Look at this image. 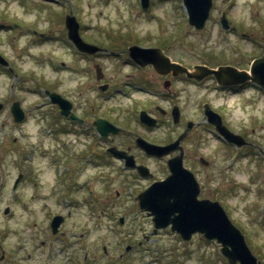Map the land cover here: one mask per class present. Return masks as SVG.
Returning a JSON list of instances; mask_svg holds the SVG:
<instances>
[{"label": "rangeland", "instance_id": "374dc122", "mask_svg": "<svg viewBox=\"0 0 264 264\" xmlns=\"http://www.w3.org/2000/svg\"><path fill=\"white\" fill-rule=\"evenodd\" d=\"M139 2L61 0L59 22L54 13L56 6L34 0L21 4L17 0H0V55L7 62L0 65V255L5 253L0 264H229L219 251L220 244L200 234L184 240L169 227L153 232L150 215L140 210L136 199V191L147 187L149 179H115L107 190L100 188L102 182L97 181L96 185L92 182L94 185L71 193L58 181V161L54 162L57 152L60 162L64 145L70 150L79 148L73 136L61 134L60 117L55 119V107L44 91L60 94L69 105L76 104L84 111L93 108L94 115L120 122L119 118L131 119L130 104L137 103L138 98L107 99L93 86L95 68L103 78L114 81L125 79L136 69L120 58H82L66 36L62 13L68 8H72L69 15L82 24L78 33L84 41L111 50L133 44L142 48L159 46L162 50L167 47L165 53L173 61L185 65L203 62L213 68L228 62L243 67L263 48L249 39L259 41L264 34V0H213L209 17L200 30L187 22L182 0H150L147 10ZM221 10H226L230 21L247 35L233 37L221 31ZM169 71L172 72H166ZM174 87L181 91L178 103L186 108L188 117H195V104L201 93L180 82ZM188 97L193 106L187 104ZM256 97L249 92L241 95V101L218 96L214 102L224 109L235 129L264 147V130L258 128L264 117V100ZM15 100L25 112L20 123L13 121L10 111ZM168 130L162 127L156 131L157 139H164ZM68 139L75 146L71 141L68 144ZM220 144L209 138L195 152L213 160L207 168L196 167L206 186L204 195L223 207L244 234L254 256L264 264V156L256 150L250 154L241 150L232 161L228 154L231 150ZM42 148H48L50 154L43 155ZM188 160L193 158L189 155ZM76 162L75 168L70 169L68 158L64 160L80 186L94 171L117 176L113 167L112 171L108 167L96 171L84 169L82 161ZM148 164L157 175L166 172L160 161ZM19 172L28 173V177L18 185L14 197L11 184ZM116 189L121 192L117 194ZM80 195L93 202L72 208L70 201L78 200ZM8 203L13 214L6 217L1 208ZM68 210L70 215L52 234L50 217ZM121 216L123 223L119 221ZM128 245L130 249H126Z\"/></svg>", "mask_w": 264, "mask_h": 264}, {"label": "flooded vegetation", "instance_id": "af4514ba", "mask_svg": "<svg viewBox=\"0 0 264 264\" xmlns=\"http://www.w3.org/2000/svg\"><path fill=\"white\" fill-rule=\"evenodd\" d=\"M17 1L21 4V2L27 0ZM34 1H40L41 4H47V6H56L57 9L54 11V13H56L58 17L55 18L60 22L59 8L61 0ZM70 10L72 11V8L65 10L62 13V17L65 18V15L68 14ZM222 13H225V10L220 11L218 22H220V16ZM79 24L82 26L81 23ZM221 29V31L228 33L233 37H238L240 34H242L240 28L236 24L231 23V21L228 27H221ZM246 33H243V35H247ZM260 37V42H256V39L254 38L249 39V41L252 43H261L260 45L263 48L260 50V53L254 57H251L246 63H244L243 67L229 62L226 64H217L216 66L233 65L239 70H249L251 60L260 56L264 52V34ZM100 48L101 49L96 51V53L91 55L81 52L80 53L82 58H87L90 60L103 57L120 58L122 62L129 64L131 67L136 69V72L126 74L125 79L114 81L113 79L103 78L104 76L101 75L99 71L98 73H95L96 81L94 82L93 86L102 94H105L107 99H114V97L117 96L129 99L138 97L136 98L137 103L130 104L131 119L129 120L126 118H119L122 122L113 120L107 116L103 117L94 115L93 108L84 111L80 106L77 107L76 104L74 105L73 103L70 105V112H72V114L74 113V118L70 117L69 114L63 115L60 112L59 119L61 134L67 137L69 135L73 136V142L76 141L75 143H77V147L79 148L75 149L74 147L70 150V148H66L64 144H66V142L69 144V141L71 140L68 139L66 142L63 141V156L68 158V161L71 164L70 169L72 167L75 168L77 164L76 161H82L84 166H86L84 169H94L98 171L97 168L103 169L104 167H108L107 169L112 171L113 167L116 170L117 175L113 176L110 172L109 175L108 173L100 174L98 172L95 173L94 171L92 175L88 176V178H85L84 184L80 186L79 181L76 182L73 179L71 170H67L68 166L64 163L65 158H63L62 161L59 162L60 186L63 189L70 190V193L76 190L80 191L88 188L89 184L96 185V182L98 181L102 182L100 188L107 190V188H111L113 180L119 179V181L127 182L128 177L139 180L149 179V183L147 185L148 187L151 183L161 180L168 174L166 164L167 160L181 154L183 165L193 173V177L198 184V192L196 196L199 200H202L206 199L207 197L204 195V187L206 186L204 182L200 180L198 174L199 171L196 169V167L202 166L207 168L213 164L212 159H207L201 153H195L201 147L200 145L203 141L211 138L214 141L221 143L220 145L226 148L227 151L231 150V152H228V154H230L232 161L235 160L237 156H239V152L241 150L242 152L245 150L249 152L248 154H250L252 153V150L258 149L259 152L261 151L264 153V147L249 139L245 132L235 129L230 124L231 122L227 118V113L224 112V109L222 110L214 102L218 96L224 99H235L236 101H241V95H246L249 92L256 94V98L258 100H264V88L257 85V83L254 81L245 80L243 82L224 83V80L228 79L225 74L222 75L223 81L218 82L214 75L190 77L185 75V73L174 74L171 71L164 74L158 73L150 64L138 66L136 63H134L129 56L128 47H118V49L114 50L103 46ZM163 49L165 53L167 47H163ZM199 64L204 63L195 62L191 65L194 66ZM191 65L188 67L191 68ZM216 66L214 65L212 67ZM97 74L101 75L102 79L98 80ZM177 82L182 83L184 86H191L196 89L197 92L201 93L199 100L195 104V109L197 111L195 117H188L189 113H187L186 108L178 103L177 97L181 91L176 90L174 87ZM210 95L213 96L210 97ZM142 98H144V100H142ZM187 101L186 102L189 105L191 103V99L188 97ZM252 101H256V99L253 98ZM190 105L193 106L192 103ZM261 106H263L264 109V103H262ZM54 107V112L58 113V109H56L55 105ZM235 109L240 111L241 108L236 106ZM96 119L105 120L103 123V130L98 127ZM55 121L56 120L53 122ZM214 121L219 122L217 124L226 127L228 131L234 133L235 135L239 134V136L244 140V145L241 146L235 142L230 144L226 143L224 140V135L216 128ZM162 127L165 128V130H169L168 135L165 136L164 139L160 140V138L157 139L156 136L158 135L155 132L160 131ZM259 127L264 130V117L258 122V128ZM251 128L253 129L254 127L252 126ZM142 140H147L148 143L153 145L169 144L171 147L169 150H167V152L163 153V155H158L157 153L148 152L140 147L138 145V141L141 142ZM73 142L71 141V143ZM189 155L193 158L191 162L188 160ZM150 161L162 162L166 172L162 175H157L152 172V170L149 169L150 166L148 164ZM113 162L115 163L113 164ZM63 167L65 169L64 171L62 169ZM23 180L24 176L18 183L12 181L11 190H13L14 197L17 195L15 193V191H17L16 187L18 185L20 186ZM92 182H94V184ZM2 185L3 184L0 183V187ZM144 187L142 189H144ZM141 190H137L136 195H138ZM90 191L92 190L90 189ZM120 192L121 190L116 189L117 194ZM106 199L107 198L104 200L106 201ZM91 201L92 200L88 199L86 195L84 197L80 195L78 200L73 198V200L70 201L72 202L70 205H72V208H82V205L90 204ZM8 204L10 208L9 214H13V208L10 203ZM69 213L70 210L64 213L65 221L70 215ZM155 232L157 231H154V233ZM144 238H147V236L145 235ZM4 257L5 256L3 253V255L0 256V259H4ZM84 260H86V257H84Z\"/></svg>", "mask_w": 264, "mask_h": 264}, {"label": "water", "instance_id": "95a60500", "mask_svg": "<svg viewBox=\"0 0 264 264\" xmlns=\"http://www.w3.org/2000/svg\"><path fill=\"white\" fill-rule=\"evenodd\" d=\"M149 0H141L143 7L148 6ZM187 11L189 22L197 28H201L206 20L212 0H183ZM223 26H227L224 17L221 19ZM67 36L72 43L81 51L94 53L99 47L85 42L78 33V22L72 16L65 17ZM129 54L132 59L140 65L152 64L157 72L163 73L172 70L173 73L185 72L189 76L202 77L206 74H214L219 82H222V75L228 79L224 83L241 82L247 79L257 81L264 87V54L253 61L250 72L239 71L231 66H219L215 70L207 66H194V71L188 70L185 66L172 62L159 48H142L138 45L129 47ZM0 64L6 65V60L0 55ZM52 102H56L66 113L68 106L64 107L63 99L59 94L48 92ZM0 103V108H1ZM11 113L15 121H20L24 113L19 102L11 105ZM218 130L230 142L239 145L244 143L242 137L228 131L226 127L220 126L214 121ZM103 130V124L97 123ZM102 127V128H101ZM148 152L162 155L170 149L171 145L158 146L141 141L138 144ZM182 155H178L167 161L169 175L164 179L155 181L138 195L139 204L149 215H152L154 228L166 227L181 234L183 239L188 240L195 232L202 233L205 238L216 239L221 243V252L231 264H257V259L247 246L245 237L239 228L232 224L223 207L217 201L207 199L198 200L196 195L198 185L193 174L183 166ZM62 218L54 216L51 220L52 232H56Z\"/></svg>", "mask_w": 264, "mask_h": 264}]
</instances>
